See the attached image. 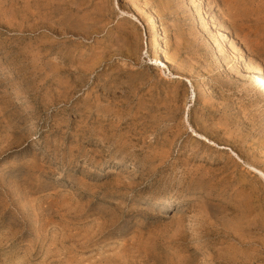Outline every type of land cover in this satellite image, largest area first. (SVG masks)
Listing matches in <instances>:
<instances>
[{
	"label": "rangeland",
	"instance_id": "rangeland-1",
	"mask_svg": "<svg viewBox=\"0 0 264 264\" xmlns=\"http://www.w3.org/2000/svg\"><path fill=\"white\" fill-rule=\"evenodd\" d=\"M252 69L264 0H0V264H264Z\"/></svg>",
	"mask_w": 264,
	"mask_h": 264
},
{
	"label": "bare ground",
	"instance_id": "bare-ground-1",
	"mask_svg": "<svg viewBox=\"0 0 264 264\" xmlns=\"http://www.w3.org/2000/svg\"><path fill=\"white\" fill-rule=\"evenodd\" d=\"M32 29V28H31ZM158 30V28H157ZM155 32H158L155 30ZM152 40V39H151ZM153 41H154V47H153V51L157 52L159 55L158 56H161L162 54V49H161V45H160V42L159 40L157 39V34H155L153 36ZM219 50V49H218ZM216 51V50H215ZM218 53V52H217ZM216 54V53H215ZM157 56V55H156ZM163 56V55H162ZM219 56V54H218ZM156 60V59H155ZM157 61V60H156ZM168 62V59L163 56V57H159V64H162V65H166V63ZM222 65V64H221ZM252 76H253V79L261 86L263 87L262 89H264V70H258V69H252ZM91 79V78H90ZM257 86V85H256ZM193 89V88H192ZM261 90V89H260ZM194 93V91L192 92ZM207 130V129H206ZM225 137H229V136H225ZM222 139V138H221ZM226 139V138H225ZM248 163V162H247ZM220 164V163H219ZM223 167V166H222ZM224 168V167H223ZM222 168V169H223ZM251 168L255 169V170H258V172L264 176L263 172L261 170L258 169V167L256 166H251ZM205 172V171H204ZM207 172V171H206ZM226 173V171H224ZM240 180V179H239ZM231 181V180H230ZM236 182V181H235ZM244 182V181H243ZM233 183V182H232ZM235 184V183H234ZM242 184V183H241ZM238 185V184H237ZM236 185V186H237ZM248 185V184H247ZM244 186V185H243ZM242 186V187H243ZM249 186V185H248ZM241 187V188H242ZM238 188V187H237ZM244 188V187H243ZM246 188V187H245ZM250 188V187H249ZM237 190V189H236ZM242 191V189H241ZM233 193V192H232ZM230 199V198H229ZM226 204H224L225 206ZM227 206V205H226ZM235 206V205H234ZM235 208V207H234ZM231 209V208H230ZM227 210V209H226ZM232 210V209H231ZM234 211V210H233ZM243 211V210H242ZM238 212V211H237ZM223 213V211H222ZM243 214V213H242ZM242 217V216H241ZM181 262V261H180ZM181 264V263H180Z\"/></svg>",
	"mask_w": 264,
	"mask_h": 264
}]
</instances>
